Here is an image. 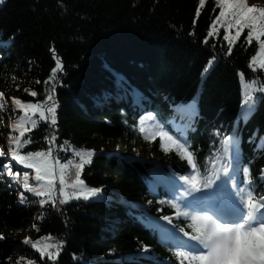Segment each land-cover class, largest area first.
Wrapping results in <instances>:
<instances>
[{"label":"trees","instance_id":"obj_1","mask_svg":"<svg viewBox=\"0 0 264 264\" xmlns=\"http://www.w3.org/2000/svg\"><path fill=\"white\" fill-rule=\"evenodd\" d=\"M219 6L217 0H6L0 5V135L14 140L6 150L51 155L55 147L53 158L71 178L83 180L87 193L100 190L88 200L68 193L65 203L60 192L46 201L18 187L23 178L5 176L9 161L1 164L0 264H186L157 224L171 235L170 227L188 235L198 230L168 194L170 186L157 182L156 168L192 177L195 167L204 174L207 166H218L226 178L224 142L235 127L244 156L239 174L243 180L244 171L250 176L242 188L257 201L264 198L257 193L264 192V89L250 103L246 96L264 77L252 67L259 41L254 36L247 42L249 32L232 41V48L226 46L227 33L213 40ZM260 83L264 87V79ZM135 91L146 98L138 105H133ZM195 98L201 111L192 116ZM17 99L44 109L54 101L57 124H51V113L42 118L37 111L29 114L35 123L25 125L23 136L17 127H1L8 117L15 126L25 119V111L10 108ZM145 115L184 144L194 161L171 142L165 151L162 132L151 133ZM59 144L66 146L61 154ZM138 148L149 163L135 155ZM74 152L91 153L83 168H77L82 159ZM155 155L161 162L152 161ZM13 162V169L32 172Z\"/></svg>","mask_w":264,"mask_h":264},{"label":"snow or ice","instance_id":"obj_2","mask_svg":"<svg viewBox=\"0 0 264 264\" xmlns=\"http://www.w3.org/2000/svg\"><path fill=\"white\" fill-rule=\"evenodd\" d=\"M6 0H0V5L4 4ZM217 3L221 4V7L224 9L220 12V20L217 21V24L224 22L228 29L231 30L232 27H235L236 34L235 36H226L225 39L229 41V47H231V42L234 40H237L241 35V30L247 28L249 29V33L246 37L247 42H252L253 38L255 36V39L259 41V51H260V59H259V66L261 69H264V8L260 7H251L249 6L247 0H227V2H223V0H217ZM201 4H203V0H201ZM229 16L231 17L230 20H225V17ZM213 28H215V25H213ZM230 54V53H229ZM255 57L253 58V62L255 63ZM106 68H108L107 65H105ZM32 96H36V92L31 93ZM49 100H53L51 96L48 97ZM264 102V101H262ZM15 105L18 106L22 111H25L26 116L25 119H23L18 126H14L18 128L20 136H23L26 128L25 125L29 123V114H35L37 111L39 112L40 117H45L46 112L51 113L50 116V122L52 125L57 124V116H56V105L55 102L51 105H49L46 109H44L41 105L35 104V103H22L20 100L14 101ZM32 124L35 122L32 121ZM161 136L163 138V147L165 151L170 150V143L172 145H175L178 153L186 158L187 161L191 160L194 161L193 153L188 150V148L182 144L178 139H174L173 135H171L169 132L165 131L161 133ZM19 141H17V147L19 146ZM227 143V141H225ZM2 155V153H0ZM12 155L14 158L19 162L20 165H23L25 168L28 169H35V180L37 182L45 181L47 180L46 185H42L39 189L31 188L29 187L28 176L27 174L24 175V189L28 192L35 193L36 195H50L52 191V175H53V165L48 160V153L37 151L29 153L28 155H20L18 151L13 152ZM87 156H90L91 153L85 154ZM88 161L86 159H82L81 163L77 165V168H83L84 164ZM191 166V165H190ZM63 171V169H62ZM162 182H169L166 180V178L161 177ZM84 181L80 180L79 177H77V184L83 185ZM75 187V186H74ZM81 191H83L81 189ZM100 190L97 188H92L90 191L83 195V199L88 200L90 195H95ZM21 198H24V193L21 192ZM68 193H65V203L68 201ZM77 200L80 199V196L77 195L75 197ZM165 201H161V203H164ZM43 203V201H41ZM175 211V209H174ZM165 219H168L165 217ZM157 228L161 231L162 235L165 239H171V234L168 232L164 227L157 224ZM174 231V230H172ZM3 236H0V239H3ZM190 239V237H189ZM25 244L30 243V241L26 240L24 241ZM32 247L36 248L37 245L33 244ZM38 251L44 252L45 250L42 248H38ZM198 250L201 255H193L192 251ZM204 247H192L187 252H179L178 255L183 258L185 256L188 257V264H209L210 258L207 257L206 254H204ZM180 264H183V261L181 260Z\"/></svg>","mask_w":264,"mask_h":264},{"label":"rangeland","instance_id":"obj_3","mask_svg":"<svg viewBox=\"0 0 264 264\" xmlns=\"http://www.w3.org/2000/svg\"><path fill=\"white\" fill-rule=\"evenodd\" d=\"M223 2H227V0H223ZM247 2L252 7L264 8V0H247ZM218 4L220 5L219 6L220 10L223 9L221 7V4L220 3H218ZM230 19H231V17H229V16L225 17V20H230ZM220 29H221V31H218ZM236 30L237 29L235 27H232V29L229 30L227 25L224 22H221V23L217 24L216 29L213 28L211 30L210 37L213 40H214V38L217 40L218 38H220V33H224V34L227 33V36H235ZM246 32H249V29L245 28V29L241 30L240 37H242L243 34L246 33ZM240 37L238 39H240ZM226 46L229 47V43L226 44ZM232 47H233V45L231 44V47H229V48H232ZM260 56H261V54L257 55V57H258L257 58V64H252V67L260 75H264L263 74L264 72L263 73L259 72V69H261L260 66H259ZM263 79H264V77H260L259 81H256L255 83H253L251 86H249L247 88V93H248V95L251 96V98H253V94H255L256 92H262V90L264 89V87H260V82ZM49 102H50V100H49ZM49 105H47V107ZM10 108H12V110H16L19 107L16 106V105H13L12 103H10ZM45 109H46V107H45ZM19 110L22 111L20 108H19ZM22 113H24V111H22ZM15 123H16V120L14 118L8 117L7 120H5L1 124V127H3V128H5V127L14 128V124ZM29 125H30V127L34 126L30 122V119H29ZM8 138H9V136L0 135V153H2V155L4 153L3 151H5L8 148V146H9L8 141H7ZM59 147H60V149H58L59 150L58 154H61V153H63L65 151L66 146H62V144H59ZM139 149H141V148H138L136 150V154L135 155L137 157H141L142 156V153L139 151ZM49 151H51V155L48 154V160L53 165V175L51 177V179L53 181V183H52V191H51L50 195L41 194V195H38V197L42 198V199H46V201H51L53 199L54 195H56L57 193H60V192H64V193H72V196H75V197L77 195H79L80 199L83 198V195L87 193L86 192L87 189H85L84 185H78L77 184V178L76 179L71 178L72 176H71L70 172L66 171V169L63 166V164L60 163L58 160H56V158H53L54 155H55V153H54L55 152V147H53L52 149H49ZM70 151H72V150H70ZM88 153L89 152H74L73 156H74L75 159H79V158L80 159H89L90 156L85 155V154H88ZM2 155H0V157ZM154 158L158 159V157L156 155H155ZM62 169H63V171H62ZM19 171H22V173L20 175L17 174L16 171H14V170L9 168L8 171H7V175L9 177H11V178H19V179L23 178L24 179V175L27 174V176H28V181L27 182L30 184L31 188L39 189L42 185H46L47 184V180L41 181V182H37L35 180V178H33L35 176V175H33V173H35V169H32L33 173L28 172V171L26 172L25 170H19ZM30 174H32L33 177L30 176ZM22 182L23 181L20 182V180H19V182H17V186L18 187L20 186V188L23 191L27 192V190L24 189V184H22ZM81 189L83 191H81Z\"/></svg>","mask_w":264,"mask_h":264}]
</instances>
